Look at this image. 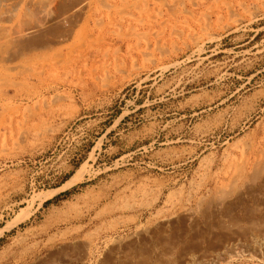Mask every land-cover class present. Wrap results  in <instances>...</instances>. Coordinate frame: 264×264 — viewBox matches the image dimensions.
I'll use <instances>...</instances> for the list:
<instances>
[{"label":"rangeland","instance_id":"1","mask_svg":"<svg viewBox=\"0 0 264 264\" xmlns=\"http://www.w3.org/2000/svg\"><path fill=\"white\" fill-rule=\"evenodd\" d=\"M180 1L86 0L84 11L72 18L78 26L73 38L49 37L62 41L56 45L57 60L66 61L70 50L75 64L55 59L42 81L27 80L35 93L0 103V264H184L191 253L218 258L231 243L247 245L250 233L264 229V177L242 188L229 210L194 222L179 217L180 205L189 204L199 185L210 175L224 178L228 159L239 157L255 134L264 137V112L237 136L212 139L194 162L161 168L165 147L149 146L152 116L179 101L159 102L156 96L177 72L161 76L156 67L166 61L155 47H170V41L182 46L185 39L169 32L209 29L223 35L207 44L222 50L212 61L230 62L234 53L229 50L255 47L263 52L245 59L264 67V0ZM146 54L155 66L142 60ZM207 65L204 69L211 68ZM257 82L264 87V72ZM148 100L153 104L146 105ZM7 105L15 109L5 113ZM212 152L217 159L210 172L206 157ZM254 256H235L224 264H264V248Z\"/></svg>","mask_w":264,"mask_h":264},{"label":"bare ground","instance_id":"2","mask_svg":"<svg viewBox=\"0 0 264 264\" xmlns=\"http://www.w3.org/2000/svg\"><path fill=\"white\" fill-rule=\"evenodd\" d=\"M83 1L68 5L69 3H65L64 0H0V103L2 101L16 100L18 95L29 94L34 89L36 90V86L32 87L27 80L36 79L42 81L41 79L44 78L43 75L46 73V70L60 55L58 53L60 50L56 49L58 47L56 45L62 43V41L58 39L59 41L52 42V39L50 41V36L59 33L58 35L70 38L71 35L77 32L78 26L75 28L76 25L72 22V18L76 13L82 12L84 4H86V0ZM73 2L75 1L73 0ZM174 2L178 4L177 1ZM175 3H172L174 6L172 5L171 9H175ZM180 3L182 2L180 1ZM174 11L173 13H175ZM167 12L170 14V11ZM171 17L172 19L174 18L173 15ZM254 18L255 16L253 15L252 19ZM235 21L237 24L243 23L241 19H236ZM187 29L189 30V28ZM198 29L201 30L203 28L201 26V29L200 27ZM78 30H81V28ZM175 31H173L174 33L169 32V34H173L178 40L185 37L181 41L182 46H178L175 42L170 41V47H164L162 44V47H155V49L153 47L158 53L159 58L166 61L162 63V66L156 67L159 68L161 76L170 71L177 72L175 81L169 84L166 83L167 85L164 88L158 90L156 96L159 98L157 100L159 102H166L168 100L166 98L168 97L174 100L179 99L177 104L171 106L168 111L158 112L152 116L154 120L152 124L153 135L149 137L152 140L149 146L151 148L156 145L165 147L163 150L166 153V157H164L165 160L160 164L161 168L177 167L186 162L196 161L212 139L221 138L222 136L230 139L237 136L244 126L250 123L253 117L264 112V87L260 85L261 83L257 82V77L264 72V67H260L261 69H259V66L256 64L258 62L257 59L249 62L245 59L247 55L252 53L261 54L263 52L262 49L252 47L241 53L229 50V54L234 53V58L230 62L212 61L211 59L222 53V50L219 45L211 48L207 47V44L220 41L223 37L222 34L212 32L206 28L199 33H197L198 31H194L187 34V31L185 32L186 35L181 31ZM52 37L54 39V36ZM141 40L144 43L147 42L145 41L146 39ZM80 42L82 41H79V45ZM71 47L73 48L72 45ZM71 47L69 48L71 49ZM144 48L146 51V44H144ZM141 50L143 51V48ZM141 50H139V53ZM68 52L70 50L66 52L67 54L65 53L66 61L59 60L60 63L61 61L64 63L62 65H71L73 61L70 57L71 53ZM72 52L74 53L73 50ZM183 56H185V59H181ZM80 57L79 54L78 58ZM143 57L144 59L141 57L142 60L155 66L154 57L151 58L150 54L149 56L146 54ZM239 57H241L240 60H238ZM59 61L57 60V62ZM141 62L143 63L144 61ZM193 62L196 63L194 66H188ZM205 64H208L211 68L204 69ZM137 69L139 68L137 67ZM55 74L54 76H57ZM54 76H52V79ZM8 90H12L13 94H9L10 91L8 92ZM251 91L252 93L249 95ZM152 95L150 94V96ZM247 100H249L248 104H246ZM151 104H153V101L148 100L146 102V105ZM10 108L11 106L9 105L5 106V113L6 111L12 112L15 109ZM35 109L33 108V110ZM31 112L29 111V115ZM2 114H4V111ZM11 115L9 120L12 117ZM32 115L34 116V114ZM168 117L174 119L166 121ZM0 119H2V116H0ZM242 146L243 148L240 151L239 157L236 154L232 158L228 157L227 165L223 161L226 165L223 168L225 169L223 173L221 172L224 178H221L220 174L216 173L215 176L210 175L203 184L199 185L194 194H191L188 199L189 204L180 205L179 217L182 216L184 220L190 222L201 218V216H207L209 212L218 214L229 210L234 201L240 199L243 191L242 188L255 184V181L264 177V137L255 134L249 142ZM206 159H210L211 167L210 163L208 166L211 172L217 159V153H210ZM217 183H220L218 188L215 187ZM212 185L213 187H211ZM167 187H164V189ZM215 189H217L216 192ZM211 194L212 197L207 199L206 196ZM193 202H195L194 207ZM22 215L25 216L24 213ZM21 219L13 221L10 226ZM86 242L89 243L88 241ZM247 242V245H242L236 240L218 258H210V255L208 257L210 259L206 258L203 260L191 253L185 258L184 264H224L231 261L235 256L255 255L257 258L261 249L264 248V229L258 233H250ZM261 257L263 258V256ZM261 257L260 259H262Z\"/></svg>","mask_w":264,"mask_h":264}]
</instances>
